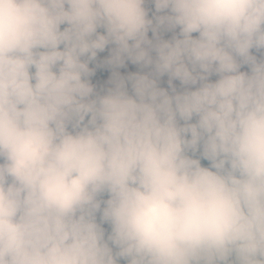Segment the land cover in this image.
<instances>
[{
  "label": "clouds",
  "instance_id": "9594fccd",
  "mask_svg": "<svg viewBox=\"0 0 264 264\" xmlns=\"http://www.w3.org/2000/svg\"><path fill=\"white\" fill-rule=\"evenodd\" d=\"M0 264H264V0H0Z\"/></svg>",
  "mask_w": 264,
  "mask_h": 264
},
{
  "label": "rangeland",
  "instance_id": "374dc122",
  "mask_svg": "<svg viewBox=\"0 0 264 264\" xmlns=\"http://www.w3.org/2000/svg\"><path fill=\"white\" fill-rule=\"evenodd\" d=\"M128 70H135V69L133 68V66L129 65Z\"/></svg>",
  "mask_w": 264,
  "mask_h": 264
}]
</instances>
